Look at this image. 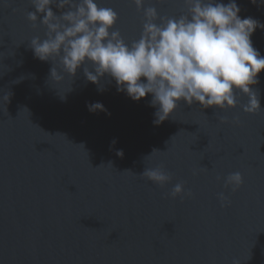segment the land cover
<instances>
[{"label":"water","instance_id":"95a60500","mask_svg":"<svg viewBox=\"0 0 264 264\" xmlns=\"http://www.w3.org/2000/svg\"><path fill=\"white\" fill-rule=\"evenodd\" d=\"M97 3L118 13L126 42L139 38L143 13L132 0ZM236 3L242 19L264 24V5ZM149 6L186 12L183 0ZM28 11L30 0H0V264H264V71L256 114L237 94L223 111L182 101L155 125L151 96L133 101L108 77L102 92L83 68L52 81L51 61L29 46L45 30ZM251 40L264 56V29ZM95 102L107 113H90ZM159 165L172 176L163 187L140 176ZM237 171L243 184L232 192L224 178ZM178 182L191 197L165 198Z\"/></svg>","mask_w":264,"mask_h":264},{"label":"clouds","instance_id":"9594fccd","mask_svg":"<svg viewBox=\"0 0 264 264\" xmlns=\"http://www.w3.org/2000/svg\"><path fill=\"white\" fill-rule=\"evenodd\" d=\"M30 2L34 11L26 13L27 21L34 29L42 26L45 31L43 37L33 36L29 46L36 59L51 61L50 79L56 83L63 82L61 73L73 78L83 68L86 80L102 92L100 81L108 77L115 81L118 92L133 101L151 96L155 125L167 120L182 101L223 111L235 108L237 94H242L248 98L242 106L244 113L261 111L254 86L264 71V56L254 48L251 37L257 28L264 29V24L252 17L242 19L236 0L227 4L183 0L186 12L179 16H161L155 6L145 7V0H132L137 11H142L143 21L139 38L130 43L115 28L118 13L100 6L97 0ZM250 2L264 5V0ZM52 6L61 10L60 15ZM59 95L65 99V91ZM9 96L3 97L4 103ZM86 106L90 113H107L100 102ZM220 120L224 122V118ZM155 152L159 151L154 149L152 154ZM116 154L123 157V150ZM140 176L160 187L172 179L163 165L145 168ZM242 184L238 171L224 178L225 188L232 192ZM191 195L185 192L183 182H178L165 198ZM218 199L222 207L230 204L223 192ZM233 264L239 261L233 260Z\"/></svg>","mask_w":264,"mask_h":264}]
</instances>
